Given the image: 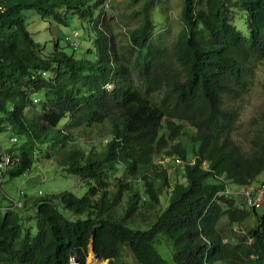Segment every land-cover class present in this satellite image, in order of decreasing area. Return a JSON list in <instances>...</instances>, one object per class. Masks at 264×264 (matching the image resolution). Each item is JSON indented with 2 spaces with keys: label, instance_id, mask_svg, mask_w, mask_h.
<instances>
[{
  "label": "trees",
  "instance_id": "trees-1",
  "mask_svg": "<svg viewBox=\"0 0 264 264\" xmlns=\"http://www.w3.org/2000/svg\"><path fill=\"white\" fill-rule=\"evenodd\" d=\"M131 2L133 27L116 43L97 13L108 0H0V134L18 138L0 147V162L17 158L0 167V180L21 174L46 145L86 187L82 196L32 197L34 235L23 230L21 208L0 210V264H68L70 256L85 264L90 243L108 264H132L127 250L135 264H166L154 245L159 234L173 264H264V213L240 203L237 191L264 169V113L244 149L231 103L264 54V0H178L175 30L159 29L166 0ZM24 10L60 24L68 13L88 19L91 48L75 57L57 40L43 51ZM168 157L183 170L170 184L158 162ZM245 220L237 234L233 225Z\"/></svg>",
  "mask_w": 264,
  "mask_h": 264
},
{
  "label": "rangeland",
  "instance_id": "rangeland-1",
  "mask_svg": "<svg viewBox=\"0 0 264 264\" xmlns=\"http://www.w3.org/2000/svg\"><path fill=\"white\" fill-rule=\"evenodd\" d=\"M113 4H105L97 10L102 18V23H107L111 28V31L117 33L115 38L116 43L119 41H127V31L133 27L134 22L126 17L132 8L136 6L132 4L131 0H108ZM177 6L178 0H166L167 9L159 8L160 16L158 18L159 29L164 30L168 26L171 30H175L177 23ZM156 11V10H155ZM154 11V12H155ZM24 24L26 29L31 33V37L35 42H38L42 47L43 51H48L53 48L55 41H59L60 45L63 46L64 50L69 53H74L75 57H81L85 54L87 48H91L92 41L96 37L92 29L88 30L90 21L88 19H80L75 13L66 14V23H57L54 19L41 18L37 15L34 10H24ZM232 21L239 22V18L235 16H229ZM89 22V23H88ZM100 27L103 25L100 24ZM76 31L77 37H70V34ZM69 37V38H68ZM78 46L72 48L68 45V42H73ZM68 40V41H67ZM110 87V86H108ZM238 107V118L234 130V136L241 142L244 149L249 146V138L254 135L256 130L262 124V113H264V54L259 57L256 61L251 77L247 83L245 91L239 95L233 102ZM64 123L62 119L59 125ZM10 132H4L0 134V147L1 149H8L11 145L9 142ZM71 143L70 141L66 144ZM81 144L85 150L89 147V143H77ZM53 144L52 147H54ZM57 153L53 149L48 150L46 145L36 149L34 158L31 164L28 166L26 172L21 173L17 176L10 177L6 174L1 184L2 191L0 190V205L8 202V198H14L23 202V207L19 210L21 216V223L23 230L28 228L32 235L36 233L35 228V208L29 207L30 199L32 197H47L49 194L58 193L63 190H69L77 196H82L86 187L81 179L76 177L74 174L67 173L63 167L59 166L56 158ZM163 168L166 169L167 179L169 184L175 181V173L179 176L182 175L181 166L177 165L174 157H168L160 159L158 161ZM113 174L114 170L108 172ZM264 182V169L256 176L251 184L245 188H241L240 192H245L249 189H255L260 183ZM169 187L163 192L161 200L163 207L166 203L167 192ZM24 194H20L19 191ZM245 195V193H243ZM7 196V197H6ZM240 203H245L246 199L241 197L238 200ZM58 209L69 219L75 218L73 213L62 207L60 203L57 204ZM4 207L0 210L3 211ZM255 213H264V200L258 206L253 208ZM254 215V212H252ZM81 216L80 218H82ZM225 219L221 220V223H225ZM250 223H253V218ZM148 223L140 224L137 227L147 228ZM242 225V226H241ZM241 225H233L232 229L235 228L237 234L243 232L248 227V220H245ZM245 228V229H244ZM225 229V228H224ZM234 230V229H233ZM156 250L159 252L161 257L165 260L166 264H173L172 251L173 248L169 241H167L162 234H159L158 241L154 243ZM124 258L132 264H135V258L127 250L124 253ZM88 256L93 257L91 260ZM103 260H100L91 253L88 247L85 264H98ZM106 264L108 260H104Z\"/></svg>",
  "mask_w": 264,
  "mask_h": 264
},
{
  "label": "built area",
  "instance_id": "built-area-1",
  "mask_svg": "<svg viewBox=\"0 0 264 264\" xmlns=\"http://www.w3.org/2000/svg\"><path fill=\"white\" fill-rule=\"evenodd\" d=\"M72 35H73V37L76 38L77 33L74 31L72 33ZM75 41H76L75 42L76 44H73L72 41L70 42V44L73 46H76L78 43H77L76 39H75ZM1 158H2V160L0 162V167L5 169L7 167V165L10 163V157L8 155H3V156H1ZM243 188H245V187H243ZM240 191L238 193L242 194L244 199H246V206L249 208H255L256 206H258L262 202L263 195H264V182L261 183L260 186L257 188L255 195L252 194V189H249L245 192H240ZM228 192H235V191L230 190V189L224 190L225 194H227ZM243 193H245V195ZM21 207H22V202L20 200L10 199L9 204L6 207V209L21 208ZM68 264H77V261H76L74 256L69 257V263Z\"/></svg>",
  "mask_w": 264,
  "mask_h": 264
},
{
  "label": "clouds",
  "instance_id": "clouds-1",
  "mask_svg": "<svg viewBox=\"0 0 264 264\" xmlns=\"http://www.w3.org/2000/svg\"><path fill=\"white\" fill-rule=\"evenodd\" d=\"M3 10V7H2V5H0V11H2ZM74 32V31H73ZM72 32V33H73ZM76 32V31H75ZM72 33L70 34V37H73V35H72ZM77 33V32H76ZM76 37H77V35H76ZM69 38V37H68ZM75 38V37H74ZM68 41V40H67ZM68 45L70 46V47H72V48H75V47H77L78 46V44L76 45V46H73V45H71L70 44V42H68ZM40 100H39V98L37 97V96H34L33 97V100H32V103L33 104H36V103H38ZM5 132H10L8 129L5 131ZM10 137H9V142L12 144V143H17L18 142V138H17V136L15 135V134H13L12 132H10ZM8 156L10 157V163L7 165V166H9V165H13L15 162H16V160H17V158L16 157H12L11 158V156L8 154ZM175 162H176V164L177 165H180L181 163H182V161L180 160V159H178V158H175ZM193 162V159L191 158V159H189V163H192ZM205 162H202L201 163V165L202 166H205ZM26 170H28V168L27 169H25L22 173H24V172H26ZM2 182H3V178L0 180V190L2 191V186H1V184H2ZM263 183V182H262ZM261 184V183H260ZM260 184L253 190L252 189V194L253 195H255L256 194V190H257V188L260 186ZM244 187H247V186H244ZM225 190V189H224ZM224 190L221 192V194L222 193H224ZM241 190V189H240ZM240 190H237L238 192L240 191ZM225 194V193H224ZM7 197V196H6ZM11 199H14V198H11ZM263 200H264V195H263V199H262V202H263ZM22 202V201H21ZM8 205H6L4 208H2L3 210H5L6 209V207H7ZM22 207H23V202H22ZM21 207V208H22ZM247 207V206H246ZM247 208H249V207H247ZM249 209H253V208H249ZM234 225H236V224H234ZM242 226V225H241ZM234 230H236L235 228H233ZM245 229V228H244ZM239 233H242V232H239ZM89 246V245H88ZM76 259V258H75ZM77 261V260H76ZM77 264H78V261H77Z\"/></svg>",
  "mask_w": 264,
  "mask_h": 264
},
{
  "label": "water",
  "instance_id": "water-1",
  "mask_svg": "<svg viewBox=\"0 0 264 264\" xmlns=\"http://www.w3.org/2000/svg\"><path fill=\"white\" fill-rule=\"evenodd\" d=\"M91 240H92V239H91ZM88 247H89L90 252H91V253H94L92 243H90ZM94 256L97 258V256H96L95 254H94Z\"/></svg>",
  "mask_w": 264,
  "mask_h": 264
},
{
  "label": "bare ground",
  "instance_id": "bare-ground-1",
  "mask_svg": "<svg viewBox=\"0 0 264 264\" xmlns=\"http://www.w3.org/2000/svg\"><path fill=\"white\" fill-rule=\"evenodd\" d=\"M227 187V186H226ZM88 258H90L91 260H93L94 258L93 257H90V256H88ZM108 260V259H107ZM98 264H106V262L103 260V261H101L100 263H98ZM108 264V263H107Z\"/></svg>",
  "mask_w": 264,
  "mask_h": 264
},
{
  "label": "crops",
  "instance_id": "crops-1",
  "mask_svg": "<svg viewBox=\"0 0 264 264\" xmlns=\"http://www.w3.org/2000/svg\"><path fill=\"white\" fill-rule=\"evenodd\" d=\"M30 199V201H31V198H29ZM7 205V203H5V204H3V205H0V207H5ZM28 206H30V204L28 205Z\"/></svg>",
  "mask_w": 264,
  "mask_h": 264
}]
</instances>
